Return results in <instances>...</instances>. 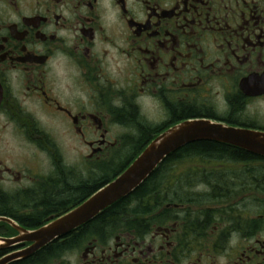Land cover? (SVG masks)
<instances>
[{"label":"flooded vegetation","instance_id":"obj_1","mask_svg":"<svg viewBox=\"0 0 264 264\" xmlns=\"http://www.w3.org/2000/svg\"><path fill=\"white\" fill-rule=\"evenodd\" d=\"M189 120L264 144V0H0V217L65 215ZM197 142L130 200L145 209L115 203L23 260L264 264V152Z\"/></svg>","mask_w":264,"mask_h":264},{"label":"water","instance_id":"obj_2","mask_svg":"<svg viewBox=\"0 0 264 264\" xmlns=\"http://www.w3.org/2000/svg\"><path fill=\"white\" fill-rule=\"evenodd\" d=\"M201 140L232 143L253 151L264 152V144L259 142L262 141L260 136L251 137L238 130L205 120H189L178 124L148 144L142 153L113 181L65 215L33 230L23 227L11 218L0 217V222L8 223L19 232L14 237H0V249L10 248L21 243H31L23 250L1 257L0 264H11L26 259L61 235L92 220L106 208L132 194L170 154L190 143Z\"/></svg>","mask_w":264,"mask_h":264},{"label":"trees","instance_id":"obj_3","mask_svg":"<svg viewBox=\"0 0 264 264\" xmlns=\"http://www.w3.org/2000/svg\"><path fill=\"white\" fill-rule=\"evenodd\" d=\"M209 143L207 142H203L201 144H199V142H193V143H190L184 147H182L181 149L175 151L174 153L176 152H180V151H196V150H199V149H203L205 151H208L209 148H199V145H208ZM128 145H131L132 149L138 147L139 145L141 144H138V143H130ZM147 147V146H146ZM176 156V155H175ZM174 159L173 160H176L175 157H173ZM135 159L133 160H130V159H127L126 161H124L123 163H115L116 162V159H114L113 161H111L110 163H106L103 167L105 168V173L106 175H119L123 170L124 168H127V166H124L126 163H128L129 161H131V163L134 161ZM163 162L161 163V166H163ZM160 176V174L157 172L155 175ZM154 175V176H155ZM160 183H161V180L160 178H152V179H146V181L140 186L138 187L132 194H130L129 196L123 198L122 200H120L119 202L116 203V205H121L122 209H126L124 210V212L126 211L127 213H133V212H138L139 209L143 208L145 209L146 208V204L144 202H139V203H136V205H132L131 203V199H142L144 197H146V195H148L152 190L154 189H160ZM85 191L86 192H90L91 191V186H86L85 188ZM66 193L68 194H74L75 192L73 191V189H70V190H66L65 191ZM123 212V211H122ZM22 223L26 226H29V227H36L38 225H40L39 223V219H28L27 221H22ZM4 232L6 231H15L11 225H9L8 223H5V222H0V230H2ZM5 255V252L3 253L2 250H0V258L3 257ZM30 262L28 260H19V261H16V262H13L11 264H29Z\"/></svg>","mask_w":264,"mask_h":264},{"label":"rangeland","instance_id":"obj_4","mask_svg":"<svg viewBox=\"0 0 264 264\" xmlns=\"http://www.w3.org/2000/svg\"><path fill=\"white\" fill-rule=\"evenodd\" d=\"M72 145H73V147H76V146H78V144H76V143H73ZM71 151H72V150H71ZM68 155H69V156H73V157H74V156H75V153H73V152H72V153H71V152H68ZM124 161H126V160H125V159H123V158H122V159H121V158H119V159H117V160H116V162H115V163H117V164H118L119 162H120V163H123Z\"/></svg>","mask_w":264,"mask_h":264}]
</instances>
